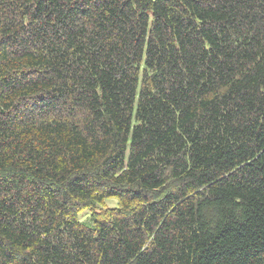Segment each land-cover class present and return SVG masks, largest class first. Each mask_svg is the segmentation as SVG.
<instances>
[{"label": "trees", "instance_id": "16d2710c", "mask_svg": "<svg viewBox=\"0 0 264 264\" xmlns=\"http://www.w3.org/2000/svg\"><path fill=\"white\" fill-rule=\"evenodd\" d=\"M0 264H264V0H0Z\"/></svg>", "mask_w": 264, "mask_h": 264}, {"label": "rangeland", "instance_id": "374dc122", "mask_svg": "<svg viewBox=\"0 0 264 264\" xmlns=\"http://www.w3.org/2000/svg\"><path fill=\"white\" fill-rule=\"evenodd\" d=\"M114 205H115V202H114V201H108V202H107V206H108V207H112V206H114ZM89 216H90V212L86 211V212H84V213L80 216V219H81L82 221L85 222V221L88 220Z\"/></svg>", "mask_w": 264, "mask_h": 264}]
</instances>
